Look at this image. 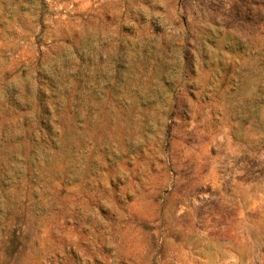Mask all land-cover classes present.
Returning <instances> with one entry per match:
<instances>
[{
    "label": "rangeland",
    "instance_id": "374dc122",
    "mask_svg": "<svg viewBox=\"0 0 264 264\" xmlns=\"http://www.w3.org/2000/svg\"><path fill=\"white\" fill-rule=\"evenodd\" d=\"M0 264H264V0H0Z\"/></svg>",
    "mask_w": 264,
    "mask_h": 264
}]
</instances>
